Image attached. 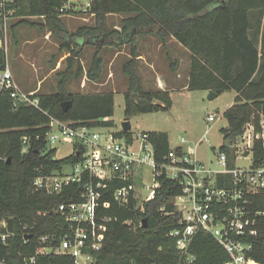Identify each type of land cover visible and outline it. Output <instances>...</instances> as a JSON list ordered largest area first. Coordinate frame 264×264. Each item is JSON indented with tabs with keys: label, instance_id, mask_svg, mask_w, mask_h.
I'll list each match as a JSON object with an SVG mask.
<instances>
[{
	"label": "trees",
	"instance_id": "1",
	"mask_svg": "<svg viewBox=\"0 0 264 264\" xmlns=\"http://www.w3.org/2000/svg\"><path fill=\"white\" fill-rule=\"evenodd\" d=\"M66 2L13 0L0 5V14L16 7L20 14L41 16L45 18L41 26L61 37L68 32L65 20L60 17ZM88 11L94 16L93 24L79 26L71 33L73 42L63 43L70 55L66 68L57 74L59 80L54 91L27 92L31 99H38L37 104L14 98L10 91H0V221L15 219L14 235L8 243L0 244V258L6 259L7 264H74L72 256L55 252L41 254L31 261L37 247L57 246L69 230L65 217L53 209L74 200L66 189L62 194H48L44 189H37L33 182L38 175L52 173L63 164L73 162L72 158L57 159L56 149L48 143L51 117L93 126L114 125V92L80 93L68 87L73 78L84 72L80 55L87 44L100 49L113 37L111 42L120 46L121 37L133 28L137 30L136 36L126 43L135 42L144 33L172 35L192 54L189 89L239 93L235 103L224 112L229 126L223 129L225 144L221 151L232 153L231 144L253 118L254 133L262 136L253 139L252 162L257 165L264 159V0H90ZM115 12L129 15L122 19L120 30L110 31L105 22ZM38 24L32 22V25ZM103 62L102 56H94L88 78L101 79ZM6 65L7 53L0 46V69ZM123 71L129 78L125 92L128 119L172 107L169 90H148L143 86L134 60L126 62ZM66 101H72V105L64 111L62 103ZM132 133L131 129L118 132L127 136ZM146 133L154 144L157 162H167L172 149L169 134ZM175 151L182 153V147L177 146ZM228 165L235 167L231 160ZM159 181L157 197L142 205L133 199L122 206L113 199L112 191L105 194L110 207L104 212L115 219L109 224L103 247L95 252L94 264H225L228 253L208 232L200 231L185 251L176 246L169 236L177 225L176 216L162 212L159 207L165 205V212L174 211L175 205L170 199L180 192V187L165 174ZM220 182L229 184L231 176ZM246 197L249 210L264 212V188L247 193ZM144 218L148 219V227L141 225ZM257 221L256 233L247 236L253 243L249 257L264 264V215L258 216ZM26 234L27 242L24 241ZM43 236L47 238L41 239Z\"/></svg>",
	"mask_w": 264,
	"mask_h": 264
},
{
	"label": "built area",
	"instance_id": "2",
	"mask_svg": "<svg viewBox=\"0 0 264 264\" xmlns=\"http://www.w3.org/2000/svg\"><path fill=\"white\" fill-rule=\"evenodd\" d=\"M12 1L0 0V5ZM0 15L3 23L7 15L3 12ZM4 25L0 34L1 47H4V41L8 44V40L2 36L7 30V23L4 22ZM0 91H10L14 98L38 103V99H31L22 90L8 63L0 69ZM219 118L211 113L207 121ZM49 127V145L57 152L56 144L69 143L71 153L63 158H72L73 162L63 164L52 173L38 175L33 184L37 189H44L53 195L62 194L66 189L74 200L60 203L55 208L65 217L69 230L62 235L57 246L37 247L31 261L41 254L55 252L72 256L74 264H94L95 252L103 247L109 224L115 219L104 212L110 207L105 194L112 191L111 196L122 206L133 199L142 205L157 197L161 185L159 177L165 174L179 185L180 192L170 199L175 205L174 211L165 212V205L159 209L176 216L177 225L171 229L169 236L180 250H187L194 237L200 231H205L228 253L229 259L225 264H259L249 257L253 243L247 236L256 233L257 217L264 215V212L249 210L246 194L264 188V159L257 165L252 162L248 168H230L229 154L220 151L218 163L222 169L213 170L196 155V144L188 152L181 146L180 154L175 148L171 149L168 161L159 164L154 144L146 132L120 135L111 130L97 131V126L57 117H51ZM261 136V133H254V138ZM181 141L186 142L185 138ZM26 150L27 146L24 147ZM148 173L154 185L147 184L145 176ZM228 175L231 182L222 185L220 180L226 181ZM74 185L77 187H72ZM14 233L9 231L7 219L0 221V244L8 243ZM46 238L41 237L43 240ZM28 240L26 234L24 241ZM0 264H7L6 259L0 258Z\"/></svg>",
	"mask_w": 264,
	"mask_h": 264
},
{
	"label": "rangeland",
	"instance_id": "3",
	"mask_svg": "<svg viewBox=\"0 0 264 264\" xmlns=\"http://www.w3.org/2000/svg\"><path fill=\"white\" fill-rule=\"evenodd\" d=\"M90 0H67L66 9L61 10L60 17L65 20L67 33L61 37L53 34L48 27L41 26L45 18L20 14L16 7L10 8L7 18L0 23V34L7 23V30L2 36L4 49L15 78L26 92L39 91L47 93L54 91L58 84V72L66 68L67 57L70 55L64 46V41L73 42V33L79 26L93 24L94 16L88 11ZM259 15V11L255 12ZM127 13L115 12L106 19L107 28L120 30L122 19ZM32 22H39L32 25ZM256 24V17L253 16ZM157 30V27L154 28ZM115 37V36H114ZM98 49L95 45H85L80 55L84 72L80 77L73 78L68 87L73 92L96 93L112 91L115 93V110L112 117L114 125L110 129L97 126V131L111 130L119 132L123 129V121L128 119L125 113V92L129 78L123 71L124 64L134 60L143 86L148 90H171L172 107L133 115L129 118L131 132L164 131L169 134L171 148L182 146L185 151L195 148L196 155L209 168L222 169L218 163L221 148L225 144L223 129L228 121L224 112L235 103L239 94L235 90L217 93L210 98L214 90L189 89V72L192 59L191 51L183 46L172 35L159 36L154 33L140 34L133 43L116 46L111 42ZM134 47L136 48L134 50ZM103 57V75L99 81H93L87 76V71L94 56ZM214 113L219 119L208 122L207 116ZM253 118L247 124L245 131L231 144L232 153L229 159L237 167L248 168L252 164V144L254 139ZM185 138L186 142L181 140ZM56 157L63 158L71 153L69 143L56 144ZM150 171V168H148ZM147 184L154 185L152 176H145ZM3 223V222H2Z\"/></svg>",
	"mask_w": 264,
	"mask_h": 264
},
{
	"label": "water",
	"instance_id": "4",
	"mask_svg": "<svg viewBox=\"0 0 264 264\" xmlns=\"http://www.w3.org/2000/svg\"><path fill=\"white\" fill-rule=\"evenodd\" d=\"M136 28H133L129 33H127L126 36L121 37L123 43H126L127 40L132 39L136 36ZM97 41H99V39L97 38L95 40V42L97 43ZM101 43H104V40L101 38ZM217 93L215 91H211L210 93V98L213 99L214 97H216ZM72 105V101H66L62 103V108L64 111H67L69 109V107ZM132 128V124L130 122L129 119H126L123 121V130L125 131H129ZM53 212H55V209H53ZM8 229L10 232H14L15 231V219L14 218H8ZM142 226L143 227H148V219L144 218L142 221ZM29 237V236H28Z\"/></svg>",
	"mask_w": 264,
	"mask_h": 264
},
{
	"label": "crops",
	"instance_id": "5",
	"mask_svg": "<svg viewBox=\"0 0 264 264\" xmlns=\"http://www.w3.org/2000/svg\"><path fill=\"white\" fill-rule=\"evenodd\" d=\"M90 2V1H89ZM89 2L87 3V7H88V4H89ZM91 45H93V44H91ZM122 45H126V43H123ZM17 80V79H16ZM17 82H18V80H17ZM19 83V82H18ZM19 85H20V83H19ZM20 87L22 88V90L23 91H25L26 92V90L24 89L25 87H22L21 85H20ZM31 91V90H30ZM169 91H171L170 89H169ZM28 92V91H27Z\"/></svg>",
	"mask_w": 264,
	"mask_h": 264
}]
</instances>
